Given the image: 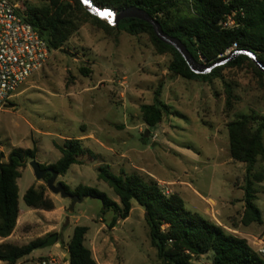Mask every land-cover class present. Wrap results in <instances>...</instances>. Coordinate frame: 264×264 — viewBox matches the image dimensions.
<instances>
[{
  "label": "rangeland",
  "instance_id": "1",
  "mask_svg": "<svg viewBox=\"0 0 264 264\" xmlns=\"http://www.w3.org/2000/svg\"><path fill=\"white\" fill-rule=\"evenodd\" d=\"M11 1L21 12L48 5L46 0ZM78 15L84 22L77 32L22 84L10 101L14 107L0 110L2 162L12 150L34 149L37 163L53 165L60 158L56 146L63 140L89 135L83 146L93 157L80 158L57 183L71 191L79 185L89 187L118 203L108 185L97 179V169L107 165L114 175L138 174L156 182L165 195L179 196L185 211L226 227L225 232L245 239L248 245L252 236H263V223L248 229L250 225L241 223V202L249 179L264 222V160L258 159L250 173L245 164L233 161L226 125L241 115L264 118V76L248 64L226 68L207 82L173 76L168 71L173 55L159 54L149 33L132 36L104 20L97 24L82 12ZM172 15L174 19L189 17L188 4L183 2ZM156 102L166 106L167 113L149 128L140 107ZM146 131L148 137L143 138ZM20 172L19 208L27 209L22 198L34 184L57 209L51 217L37 213L26 217V225L16 234V238L24 237L20 244L57 233L66 256L64 243L80 226L89 229L86 245L107 249L112 264H161L150 245L145 213L136 202L112 234L107 227L112 214L101 215L100 201L84 198L70 212L71 202L51 193L45 180L36 181L29 162ZM258 175L263 178L260 183L255 181ZM102 224L105 227L100 230ZM54 248L36 249L23 264L47 260ZM212 258L207 253L193 258V263L211 264ZM53 259L66 263L65 257Z\"/></svg>",
  "mask_w": 264,
  "mask_h": 264
},
{
  "label": "trees",
  "instance_id": "2",
  "mask_svg": "<svg viewBox=\"0 0 264 264\" xmlns=\"http://www.w3.org/2000/svg\"><path fill=\"white\" fill-rule=\"evenodd\" d=\"M47 6L33 8L22 12L24 20L32 26L38 35L47 43L50 52L58 51L77 32L84 22L80 19L81 12L95 21L101 20L92 16L84 8L80 0H46ZM97 8H107L117 13L134 6L145 10L159 22L164 33L179 39L187 51L198 62L199 55L209 65L225 57V52L237 45L236 51H250L264 67V2L259 0H90ZM183 2L188 4L190 16L174 19L173 12ZM241 10L243 18L237 13ZM232 12H236L235 20L240 24L232 30H220L219 22ZM115 29L135 36L147 32L159 54L171 53L173 59L168 65V71L173 76L186 80L211 81L217 78L226 68H241L248 64L258 76H264L247 56L240 55L233 61L213 69L207 75H196L187 67L177 52L159 42L152 28L139 20L124 19L114 25ZM159 92L156 93L158 97ZM141 118L144 124L153 128L158 125L167 108L158 102L142 105ZM258 122L256 126L254 123ZM229 155L238 163L245 164L250 173L258 159L264 160V118L241 115L226 125ZM60 153L59 160L53 165H40L41 169L51 168L59 176L80 163L84 156L93 154L83 146L82 140L65 139L61 146H56ZM8 159L10 166L0 169V238L9 237L16 226L18 207L17 179L20 169L28 162L35 161L36 151L12 150ZM255 181H263L262 176H255ZM50 175L45 177V181ZM97 179L108 185L118 203L110 200L105 194L95 189L79 185L71 191L62 184L66 191L79 198H90L101 202V215L111 213V221L107 224L113 229L118 221L129 217L132 202L143 209L151 247L156 250V256L161 264H194L193 258L212 253L211 264H264L261 258L247 243L233 234H228L223 228L195 213L185 211L183 200L177 195H165L156 182L146 180L138 174L114 175L109 166L103 165L97 169ZM244 212L243 226L263 223L261 212L255 204L252 183L248 179L243 189ZM26 207L52 211L54 204L46 198L42 188L30 187L23 195ZM163 227H165L163 229ZM88 229L77 226L67 244L66 253L70 254L68 264H97L90 250L84 245ZM36 239L26 245L15 246L0 244V262L16 264L17 261L29 256L49 236Z\"/></svg>",
  "mask_w": 264,
  "mask_h": 264
},
{
  "label": "built area",
  "instance_id": "3",
  "mask_svg": "<svg viewBox=\"0 0 264 264\" xmlns=\"http://www.w3.org/2000/svg\"><path fill=\"white\" fill-rule=\"evenodd\" d=\"M230 1L225 0V3ZM21 13L17 4L11 0H0V110L10 103L29 77L45 66L51 53L47 43L24 20ZM237 13L243 18L241 10ZM235 15L236 12H232L225 16L218 24L220 30L227 31L239 27ZM236 49L237 45L233 44L224 56ZM199 61L200 64H206L200 55ZM251 244L249 246L264 259V235L258 238L252 237ZM39 264H55V262L48 259Z\"/></svg>",
  "mask_w": 264,
  "mask_h": 264
},
{
  "label": "water",
  "instance_id": "4",
  "mask_svg": "<svg viewBox=\"0 0 264 264\" xmlns=\"http://www.w3.org/2000/svg\"><path fill=\"white\" fill-rule=\"evenodd\" d=\"M80 1L89 14L98 18L99 20L106 21L108 24L116 25L119 21L124 19H135L145 24H148L152 28L153 34L156 37V39L159 42L173 48L177 52V54H179L181 58L184 60L189 70L196 75H207L213 69L233 61L240 55L249 57L252 63L257 67V69L260 72L264 73V67L257 61L255 55L250 51H233L229 55L223 58H219L209 65H203L198 63L192 57V55L187 51L186 47L182 44V42L179 39L173 38L167 35L166 33H164L159 22L156 21L154 18H152L143 9H139L137 7L131 6L122 10L120 13H117L116 11L110 9L97 8L91 3L90 0H80ZM101 12H110L111 15L102 17L100 15ZM13 107L14 105L10 103L5 105L6 109ZM148 134L149 131H146L145 134L143 135V138H147ZM2 160H3V155L0 154V169L11 165V161L9 159L7 160V162H2ZM29 167L32 170L36 181H42L45 179L47 175H50V178L46 181L47 189L54 195H59L62 199L69 200L71 202L69 208L70 212L74 210V207L77 204H80L84 200V198H79L75 195L70 194L69 192L66 191L65 187L61 183H57L56 181L59 175L53 169L51 168L41 169L40 164L37 163L36 161L29 162ZM57 240H58L57 233L50 234L46 238V240L39 246V248L40 249L50 248L57 243ZM65 258L66 260H69L70 254L67 253Z\"/></svg>",
  "mask_w": 264,
  "mask_h": 264
},
{
  "label": "crops",
  "instance_id": "5",
  "mask_svg": "<svg viewBox=\"0 0 264 264\" xmlns=\"http://www.w3.org/2000/svg\"><path fill=\"white\" fill-rule=\"evenodd\" d=\"M88 138H89V135H81V136L77 137V139L82 140V142L83 141H87ZM67 139H71V138H67ZM23 150H33V149H23ZM9 153L8 154H5L6 159H4V160H6V161H4V162H7ZM40 165H44V164H40ZM46 166H48V165L46 164ZM20 177H21V172H20ZM165 182L168 183V184L169 183H172V181H165ZM35 186L36 185H34V184L31 185V187H35ZM191 190H192V192H193V194L195 196H197L200 199L203 198L195 189L191 188ZM241 206L244 208V202L243 201L241 202ZM18 207H19V204H18ZM56 210L57 209H55V206H54V210H52V211L35 210V209L28 208V207H27V209H24V210H21L19 208L18 219H17V223H16V226H15V229H14L13 233L9 237H7V238H0V244H10V245H15V246H22V245L28 244V243H26V244H20L22 242H19V241H21L24 237L16 238V234H17V231H18L19 227H22L23 225H26V223H27L26 221H28V220H26V217H28L31 213H37V215H47L48 217H51L52 213H54ZM39 213H41V214H39ZM41 217H45V216H41ZM100 220H102V219H100ZM126 220H124V221H118L117 224L115 225V227L113 229H110V230H112L111 233L113 234V232H115V230L117 229V227L121 226L122 223H124ZM262 221H263V219H262ZM263 224H264V222H263ZM252 226L253 225H250L249 227H246V229L252 228ZM104 227H105V225L102 224L101 227H100V230H102ZM222 228H226V227H223L222 226ZM250 232L256 233L257 231L254 230V229H251ZM88 233H89V229H88V231H87V233L85 235V238H84V245H85V247H87L90 250L91 255H92V258L94 259V261L97 264H112L110 262L112 260V258H111V255H110V253H109V251L107 249H104V248L98 249V247L96 248V246H92L90 248V247H88L86 245V239L88 237ZM21 235H23V234H21ZM38 239H41V238H38ZM67 243H69V242H67ZM67 243L66 242L64 243L65 246L67 245ZM61 244L62 243L58 240V243H56L54 246H52V247H55L54 248L55 249L54 250V254H49L48 256H46L47 260L48 259H52L55 262V264H59V261L54 260L53 257H56V258H60V257H63L64 258L65 257V252L62 250ZM66 249H67V246H66ZM25 259H26V257L23 258V259H21V260H19V261H17L16 264H23V262L25 261ZM1 263L2 264H6V263H3V262H1ZM65 264H68V263L66 262Z\"/></svg>",
  "mask_w": 264,
  "mask_h": 264
},
{
  "label": "snow or ice",
  "instance_id": "6",
  "mask_svg": "<svg viewBox=\"0 0 264 264\" xmlns=\"http://www.w3.org/2000/svg\"><path fill=\"white\" fill-rule=\"evenodd\" d=\"M100 15H102V16H110L111 13L110 12H101Z\"/></svg>",
  "mask_w": 264,
  "mask_h": 264
},
{
  "label": "bare ground",
  "instance_id": "7",
  "mask_svg": "<svg viewBox=\"0 0 264 264\" xmlns=\"http://www.w3.org/2000/svg\"><path fill=\"white\" fill-rule=\"evenodd\" d=\"M102 16V15H101ZM102 17H105V16H102Z\"/></svg>",
  "mask_w": 264,
  "mask_h": 264
}]
</instances>
